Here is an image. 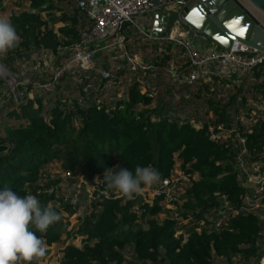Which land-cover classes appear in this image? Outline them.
Returning <instances> with one entry per match:
<instances>
[{
  "label": "trees",
  "instance_id": "trees-1",
  "mask_svg": "<svg viewBox=\"0 0 264 264\" xmlns=\"http://www.w3.org/2000/svg\"><path fill=\"white\" fill-rule=\"evenodd\" d=\"M6 1L0 0V12L6 10ZM9 1L11 6L16 3L18 9L22 8L9 16L20 36V44L0 57V62L16 72L19 67L15 62L32 56L33 63L39 66L51 60H56V65L67 61L70 48L80 41V27L87 22L85 10L78 8L75 0ZM63 1L66 7L62 6ZM127 26L123 23L119 32ZM149 45L158 49L157 43L145 42L142 47L145 50ZM64 50L67 51L62 53ZM121 57L127 64L125 57ZM169 60L167 54L160 60L154 58L152 63L141 62L150 65L149 70L135 73L129 71L128 64L125 73L117 66L97 62L88 70H79L76 77L65 71L51 92L33 91L34 82H44L35 75L25 85L26 92L33 91L32 96L0 105V189L9 187L20 196L34 194L42 206L51 205L60 215V220L43 234L47 253L63 235L74 232L94 242L81 248L67 244L58 264H132L124 258L129 247L135 259L152 264H213L219 258L229 264H260L259 259L264 255L259 241L262 225L254 214H238L230 219V230H190L182 243V235H174L177 226L172 220L154 219L160 210L158 206L145 205L138 214L130 210L129 201H96L78 229L72 231L68 230V222L62 220V213L74 210L69 205L53 204L56 192L42 194L45 188L57 184L49 166L74 171L91 181L96 175L103 179L106 169L115 172L123 167L134 173L137 165H150L163 178L169 176L176 154L182 164H189L190 170L200 176L188 191L194 201L189 200L187 206L191 209L195 205L211 206L212 193L216 191L224 193L233 207L240 205L244 189L234 167L238 142L232 138L234 134L213 140L209 128L213 126L217 131L219 123L229 128L231 116L239 109L249 112L251 108H245L244 89L235 85V93L221 99L204 94V116L184 107L188 102L185 96L189 91L199 96L203 86L208 91V83H202L196 91L186 84H172L170 88L164 87L163 99L158 98L157 90L142 91L136 75H154L158 70L160 74V67ZM184 65L186 73L187 64ZM101 72L109 77L103 78ZM124 73L131 80L126 89L120 85ZM250 76L252 84L248 91L252 99L264 106V63ZM174 97L178 104L173 102ZM153 103L157 104L155 108ZM254 116L255 121L245 117L238 130L245 138L248 159L260 162L264 160V108L255 109ZM191 119L201 123L198 129ZM146 216V228L132 231L136 222Z\"/></svg>",
  "mask_w": 264,
  "mask_h": 264
},
{
  "label": "built area",
  "instance_id": "built-area-1",
  "mask_svg": "<svg viewBox=\"0 0 264 264\" xmlns=\"http://www.w3.org/2000/svg\"><path fill=\"white\" fill-rule=\"evenodd\" d=\"M76 6L85 10L87 22L80 27V41L70 48L68 60L60 65H56V60H51L55 64V69L53 70L44 69L42 66L40 68H33L31 66L27 68L29 69L27 77L23 76L24 78L22 77L20 81H17L13 75L16 72H12L9 69V71L6 70L7 67L3 65L5 69L0 68L3 69V72H7L12 79L5 82L1 77L0 105H3L8 100L20 102L26 96H32L33 91H53L55 84L64 75L65 71H69L71 75L76 77L79 70L90 69L95 59L94 52L89 48L90 45L109 34H114L115 30L120 26V23H127L141 40L174 45L180 49L184 63L187 64L186 73L184 71L177 72L174 75L170 73L169 77L172 78V84L174 86L186 84L193 87L196 84H201L205 81V78L214 76L215 72L210 68L211 65L217 67L235 65L240 68L242 76H247L251 75L257 66L264 63V52L238 42H234L229 50L221 48L203 52L195 46L186 34L162 33L153 35L149 30L143 29L136 21L137 17L151 10L150 0H101L98 12L91 11L87 7L85 0H76ZM119 43L121 44L122 56L125 57L131 73H135L138 70H142L143 72L149 70L150 65L141 63L138 56L130 52L123 37ZM67 50L69 49L67 48ZM67 50H64L62 53ZM29 60L32 63L35 57L32 56ZM49 62H45L44 64ZM15 63L18 65L19 61ZM48 72L50 74L47 75ZM34 73L43 79L44 82H34L33 91L26 92L25 85L35 76ZM101 76L108 78L109 74L101 72ZM252 106L249 112L239 109L236 115H232L229 128H226L224 123L217 124V131H214L213 126L209 128L213 140H218L221 136L234 134L232 138H235L238 142L239 150L235 155L234 167L238 171L237 179L244 189V194L242 195L240 205L237 207H233L227 201L226 195L219 191L212 193L211 206L204 208L195 205L193 209L187 206L186 203L189 200L194 201L188 191L199 180L200 176L197 171L190 170L189 164H182V161L178 159L176 154H173L175 163L169 176L161 178L158 183L150 187L142 186L140 193L135 195L133 199L124 198L115 190L109 189L100 176L96 175L91 181H88L79 173L75 174L74 171L62 169H53L55 173L52 172L51 176L54 180H57V184L45 188L42 194L56 192V198L53 200V204L56 206L69 205L70 209L74 210L73 213H69L68 211L62 213V220L68 222V230L72 231L78 229L81 219L87 214L91 204L96 201H102L104 199H120L123 202L129 201L131 204L130 210L138 214L144 211L145 205L149 207L158 206L160 210L155 216L161 215L162 219L167 218L172 220L177 226L174 235L176 237L182 235V243L186 241L190 230L196 232L230 230V219L236 217L238 214H254L262 225V231L260 233L261 239L259 241L261 248L264 249V160L254 162L248 159L249 152L246 148L245 138L238 130V125L241 124V121L245 117H248V120L249 117L255 118V109L261 110L264 108L263 105L255 107L254 103H252ZM210 115L213 118V115ZM190 122L195 128L198 129L200 127L199 121L191 119ZM97 177L100 179H96ZM67 179L69 181L64 182ZM65 185L67 187L72 186L67 196L62 193ZM83 190L91 191L92 199L89 201L91 204L88 206L87 211L82 210L80 206V197ZM74 233L77 235L76 232ZM80 236L81 240L87 238L83 234H80ZM64 247L56 252L54 256L56 260L59 261Z\"/></svg>",
  "mask_w": 264,
  "mask_h": 264
},
{
  "label": "clouds",
  "instance_id": "clouds-1",
  "mask_svg": "<svg viewBox=\"0 0 264 264\" xmlns=\"http://www.w3.org/2000/svg\"><path fill=\"white\" fill-rule=\"evenodd\" d=\"M19 44L20 36L10 17L0 15V57ZM160 179L154 167L137 165L134 173L123 167L115 172L106 169L102 180L122 197L133 199L142 186L150 187ZM59 220L54 208L42 206L36 195L20 196L9 187L0 189V264H39L47 253L43 234Z\"/></svg>",
  "mask_w": 264,
  "mask_h": 264
},
{
  "label": "water",
  "instance_id": "water-1",
  "mask_svg": "<svg viewBox=\"0 0 264 264\" xmlns=\"http://www.w3.org/2000/svg\"><path fill=\"white\" fill-rule=\"evenodd\" d=\"M150 3L155 11L150 28L153 35L167 34L169 24L178 22L192 35L202 34L223 49L229 50L238 42L264 52V0H150Z\"/></svg>",
  "mask_w": 264,
  "mask_h": 264
},
{
  "label": "crops",
  "instance_id": "crops-1",
  "mask_svg": "<svg viewBox=\"0 0 264 264\" xmlns=\"http://www.w3.org/2000/svg\"><path fill=\"white\" fill-rule=\"evenodd\" d=\"M85 1L87 4V7L91 9V11L93 12L99 11L101 0H85ZM154 12L155 11L151 8L149 12L136 18V21L143 27V29L150 31ZM168 33L186 34L191 39V41L195 44V46L200 51H203V52L221 49L219 45H217L215 42H213L212 40H210L209 38H207L206 36L202 34L192 35L188 30L184 29L178 22L173 23L172 25L169 24ZM122 37L125 39V43L130 47L131 51L138 56L141 62H145V63L151 62L154 58H157V57H159V60H160L162 56H165L167 54L170 55V60L166 61V64L160 67L162 69V71H160V74L158 70V72H155L154 75H150L147 79L150 78V79H153L154 81V79L159 78L160 80H162V76H164V74H167V72L174 75V74H177V72L184 70L185 63H184V58H183V55L180 49H178L174 45L157 43L158 49L154 50V48H152V45H149L148 48L144 50L142 46L145 42H148L149 44H152V43L154 44L156 42L141 40L139 37L136 36V34L134 33V30L130 26L125 27V29L122 32H118L117 34H109L99 39L96 43H93L90 45L89 48L94 52V55H95V60H94V63L92 64V67L95 64H97V62L99 63L104 62L105 64L112 65L113 68L117 66V68H120L122 72L127 73V70H128L127 64L121 57L122 56L121 48H120L121 44L119 43ZM167 47H169V50L167 49ZM210 68L212 69V71L215 72L213 78L221 75V76H224V78L228 80L240 81L241 77H243L241 75L240 68L235 65H227L224 67H217V66L211 65ZM145 75L146 74H140L139 76L136 75L135 79L139 80V82L141 83L142 90H144L147 87H149L151 90L152 88L156 86V84H150V86L147 83L144 84L143 79L147 76ZM168 78H169V84L165 82L164 85L159 86V88H162V90L161 91L157 90L159 91L158 96L161 95V92L164 90V87L166 88L172 87V78H170L169 76Z\"/></svg>",
  "mask_w": 264,
  "mask_h": 264
},
{
  "label": "rangeland",
  "instance_id": "rangeland-1",
  "mask_svg": "<svg viewBox=\"0 0 264 264\" xmlns=\"http://www.w3.org/2000/svg\"><path fill=\"white\" fill-rule=\"evenodd\" d=\"M9 2H10L9 0L6 1V10L3 11V12H0V15H6V16L9 17L10 14L13 13V11H16L18 9V6L16 5V3H14L15 6H11L9 4ZM61 4H62L63 7H66V1H63ZM21 9L22 8H19L18 10L20 11ZM54 65L55 64H53V61H50L49 63L44 64L42 66V68L47 69V70L48 69L53 70V69H55ZM31 66H33V68H36V67L40 68V66L38 64H35V62L31 63V61L29 59L20 60L19 64H18L19 69L16 71V74H13L15 79L17 81H20L23 76L27 77V74L29 73L28 72L29 69H27V68H29ZM0 67L4 68L3 64L0 63ZM2 68H0V81L2 80V78L4 79L5 82L7 80L12 79V77L7 72L6 73L3 72ZM9 68H10V66L7 67L6 70H8ZM32 72H36V71H32ZM34 75H35V73H34ZM34 75H31V76H34ZM169 75H170L169 72H167V74H164V76H162V80H160L159 78L154 79V81H153V79H150V78L147 79L150 75H147L146 77L144 76L145 78L144 79L142 78V79H143V83L144 84L147 83L149 86H150V84H156V86L154 88H152V89H156V90H160L161 91L162 88H159V86L164 85L165 82H167L169 84V78H168ZM120 79H122V82L119 79L118 80L121 83L120 85H122V87L124 86V89H126L128 84L131 83L130 75H128V74H123ZM67 80H68V77H67ZM204 80L205 81L202 82V83H208V88H209L208 91L205 90V88L203 86V87H200V90L198 91L199 96H197V94H194L192 91H189L188 93H186L187 95L185 96V98L187 99L188 102L184 105V107H186V108H188L190 110H193V109L196 110L197 114L199 113L202 116H204V111L206 110V108L204 107V103L205 102L203 101V97H202L204 94H206V96L212 97L213 99H216V98L221 99V98H224V95L228 96L231 93H235V91H236L235 85H238V84L241 86L242 89H244L245 97L247 98V104L249 106L247 105L245 108L253 107L252 103L255 104V107L256 106L259 107V105L260 106L262 105V104H259L258 101H255L254 99H252L251 92L248 91V89L251 87V84H252V79H251L250 75L243 76V78L241 77L240 81L228 80V79L224 78V76H221V75H219L217 77H214V78L213 77L205 78ZM202 83L201 84H196L195 86L190 87V89L193 90V91H196L198 89V86L202 85ZM174 88H177V87H174ZM144 90L148 91V90H150V88L147 87ZM144 90H142V91H144ZM163 91L161 92V95L158 98H160V99L165 98V97H163V94H164ZM225 100H226V98H225ZM0 101H1V96H0ZM173 102L175 104H178V100L176 99V97L173 98ZM155 105L157 106V104L153 103L152 107L154 106V108H155L156 107ZM200 107H201V109H200ZM201 115H199V116H201ZM254 119H255L254 117H249V121H253ZM196 125H197V123H196ZM49 169L52 170L51 173L52 172L55 173V171H53V169H56L55 166H49ZM65 181H69V180L67 179V180H64V182ZM61 182H62V184H64L63 181H61ZM71 187H67L65 185V189L63 188V192L62 193L65 196H67L68 192H70V188ZM80 199H81V203H80L81 209L87 211L88 206L91 204V203H89V201L92 199L91 198V191L89 190V192H88L86 190H83ZM146 219H148V216H146L145 218L141 217L140 220H138L136 222V225L134 227H132V231H135L138 227L146 228V226H147ZM154 219L157 220L158 222H161L162 220H164V219H162L161 215L154 216ZM68 243L75 244L76 247H82L83 245H86V244H90V245L94 244V242L87 241V239L81 240V236L78 233H77V235L75 233L74 234L71 233L70 236L63 235L62 240L59 243L55 244L54 246H52L50 248V250L46 254V256L39 261V264H58L59 261L56 260L54 256H55L56 252H58L62 247L66 246ZM131 249H132L131 247L127 248V250H126V252L124 254V258H125L126 261H129L132 264H152L150 262H140L137 259H135L131 255L132 254V250ZM263 257H264V255H262L261 258L259 259V263L260 264H263V260H264ZM159 264H166V263H159ZM213 264H229V262L226 259H224V258H219V259H214L213 260Z\"/></svg>",
  "mask_w": 264,
  "mask_h": 264
},
{
  "label": "snow or ice",
  "instance_id": "snow-or-ice-1",
  "mask_svg": "<svg viewBox=\"0 0 264 264\" xmlns=\"http://www.w3.org/2000/svg\"><path fill=\"white\" fill-rule=\"evenodd\" d=\"M241 34H243V30L241 29Z\"/></svg>",
  "mask_w": 264,
  "mask_h": 264
},
{
  "label": "bare ground",
  "instance_id": "bare-ground-1",
  "mask_svg": "<svg viewBox=\"0 0 264 264\" xmlns=\"http://www.w3.org/2000/svg\"><path fill=\"white\" fill-rule=\"evenodd\" d=\"M233 45V44H232Z\"/></svg>",
  "mask_w": 264,
  "mask_h": 264
}]
</instances>
